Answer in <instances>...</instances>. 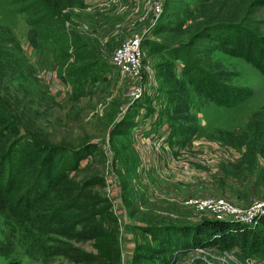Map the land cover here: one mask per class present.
Masks as SVG:
<instances>
[{
	"label": "rangeland",
	"instance_id": "rangeland-1",
	"mask_svg": "<svg viewBox=\"0 0 264 264\" xmlns=\"http://www.w3.org/2000/svg\"><path fill=\"white\" fill-rule=\"evenodd\" d=\"M44 1L55 11L37 21L39 2L0 0V96L15 116L3 124L10 138L68 150L59 188L75 201L52 221V201L24 223L0 214V264H264V248H174L160 238L170 225L254 229L264 216V75L220 47L230 32L264 38V0ZM135 35L141 82L110 59ZM186 58L252 94L201 96L181 74Z\"/></svg>",
	"mask_w": 264,
	"mask_h": 264
},
{
	"label": "trees",
	"instance_id": "trees-1",
	"mask_svg": "<svg viewBox=\"0 0 264 264\" xmlns=\"http://www.w3.org/2000/svg\"><path fill=\"white\" fill-rule=\"evenodd\" d=\"M35 1L39 2L43 9L37 21L43 20L48 12L55 11L56 2ZM37 30L36 28L28 29L29 40L34 41ZM225 37L227 38L220 44L221 49L243 56L264 75V38L243 30L234 34L227 33ZM181 53L182 51L178 52L176 57L182 55ZM190 62L193 63L188 58L185 59L181 74L201 96L221 103H230L245 100L252 94L251 88L227 85L215 78L213 74L201 71L197 64L190 65ZM179 95L182 98L183 92L180 91ZM183 107V103L179 102L175 109L179 111L183 110ZM14 118L15 116L0 96V214L15 223H24L31 221L33 214L38 211H44V209L51 211L46 210L45 206L48 201H52L56 203V208L47 217V221H52L75 201L72 192L69 195L67 190L61 191L59 188L60 171L72 168V164L66 162L68 150L57 145L41 143L34 137L10 138L5 132L6 127L3 122ZM40 153L42 154L37 164L29 168L30 163ZM59 153L64 155V158L56 166V163L50 161ZM81 153L82 149L76 152L79 155ZM41 167L46 168L42 174L39 173ZM29 170L33 175L26 176L29 178L24 180L22 176L27 175ZM257 223L254 229H241L240 226L232 223L212 221L207 223L205 228L207 233H199L201 230L193 233L187 226L170 225L168 234L160 238L162 241L171 243L174 248H187L200 243L221 248L238 246L242 252L251 255L264 248V216L260 217Z\"/></svg>",
	"mask_w": 264,
	"mask_h": 264
},
{
	"label": "built area",
	"instance_id": "built-area-1",
	"mask_svg": "<svg viewBox=\"0 0 264 264\" xmlns=\"http://www.w3.org/2000/svg\"><path fill=\"white\" fill-rule=\"evenodd\" d=\"M110 59L122 73L135 76L139 78L140 82L142 75L147 72L142 57L141 38L138 35L124 38L114 49ZM143 87V83L140 86L137 84L132 91L133 95H137Z\"/></svg>",
	"mask_w": 264,
	"mask_h": 264
}]
</instances>
